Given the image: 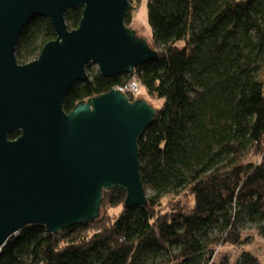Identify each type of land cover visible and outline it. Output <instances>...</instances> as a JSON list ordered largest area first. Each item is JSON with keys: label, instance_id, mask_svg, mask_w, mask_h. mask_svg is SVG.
Instances as JSON below:
<instances>
[{"label": "trees", "instance_id": "1", "mask_svg": "<svg viewBox=\"0 0 264 264\" xmlns=\"http://www.w3.org/2000/svg\"><path fill=\"white\" fill-rule=\"evenodd\" d=\"M81 15L82 6L68 9V27ZM147 19L158 55L136 75L161 99L138 138L142 185L153 189L147 204L125 209L123 189L104 190L96 220L53 234L22 227L0 264H229L214 253L242 243L245 221L264 236V0H148ZM124 20L131 27L129 12ZM53 38L46 18L29 20L17 62ZM88 77L69 88L65 112L129 75ZM234 264L264 263L243 249Z\"/></svg>", "mask_w": 264, "mask_h": 264}, {"label": "water", "instance_id": "2", "mask_svg": "<svg viewBox=\"0 0 264 264\" xmlns=\"http://www.w3.org/2000/svg\"><path fill=\"white\" fill-rule=\"evenodd\" d=\"M77 5L82 15L69 28L65 13ZM130 5L0 0V252L27 225L53 234L96 220L104 190L123 189L125 209L147 204L138 138L157 108L113 87L63 109L69 88L88 80L90 64L113 78L156 59L157 49L125 23ZM33 18H46L55 38L20 64L15 45Z\"/></svg>", "mask_w": 264, "mask_h": 264}, {"label": "rangeland", "instance_id": "3", "mask_svg": "<svg viewBox=\"0 0 264 264\" xmlns=\"http://www.w3.org/2000/svg\"><path fill=\"white\" fill-rule=\"evenodd\" d=\"M147 1L148 0H132L129 14L131 23L130 26L132 29L137 31V34L141 37H145L146 41H149L151 35V30L148 24L147 19ZM150 42V41H149ZM179 44V43H178ZM181 44V43H180ZM264 69V68H263ZM91 72L97 73V67L93 64H90L87 68V74ZM136 92L134 96H139V98H144L148 103H152L154 107H159L161 104V99H156L148 94H146L145 89L139 83L137 84ZM249 159H254L255 156H251ZM153 189L149 187L145 188L146 195L150 196ZM111 215L117 213L118 210L110 209ZM242 232V243L236 247L222 246L221 251L214 253L215 259H219L222 255L229 257L230 263L234 264L238 255L244 250H247L254 257H258L264 263V236L257 234L255 226L250 221H245L244 225L241 228Z\"/></svg>", "mask_w": 264, "mask_h": 264}, {"label": "built area", "instance_id": "4", "mask_svg": "<svg viewBox=\"0 0 264 264\" xmlns=\"http://www.w3.org/2000/svg\"><path fill=\"white\" fill-rule=\"evenodd\" d=\"M129 75V78L124 80L120 84L113 85V87L118 88L120 91L125 93L127 96H134L136 92V88L138 87V80L136 75V69L130 73H126Z\"/></svg>", "mask_w": 264, "mask_h": 264}, {"label": "clouds", "instance_id": "5", "mask_svg": "<svg viewBox=\"0 0 264 264\" xmlns=\"http://www.w3.org/2000/svg\"><path fill=\"white\" fill-rule=\"evenodd\" d=\"M126 74V73H125Z\"/></svg>", "mask_w": 264, "mask_h": 264}]
</instances>
